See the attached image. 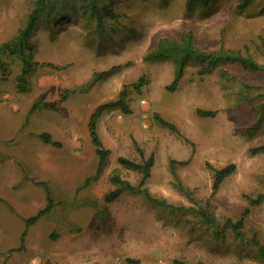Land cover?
<instances>
[{
	"label": "rangeland",
	"instance_id": "rangeland-1",
	"mask_svg": "<svg viewBox=\"0 0 264 264\" xmlns=\"http://www.w3.org/2000/svg\"><path fill=\"white\" fill-rule=\"evenodd\" d=\"M242 3L212 0L188 12L186 0H0V45L38 7L29 39L39 63L26 92L17 87V56L4 54L7 70H0V264H264L252 242L264 245V150H251L264 144V70L222 57L234 52L264 65V0ZM49 62L57 68L41 64ZM124 85L130 111L100 116L110 154L85 184L97 165L89 116ZM65 93L67 114L31 110ZM41 132L61 145L45 143ZM150 154L142 188L165 205L127 189L107 201L121 185L113 175L133 185L142 175L117 158L141 162ZM230 163L234 170L214 191L212 167ZM41 183L53 204L26 227L49 202ZM208 199L220 225L246 214L243 238L230 230L218 238L201 220L197 210ZM23 231L25 248L14 250Z\"/></svg>",
	"mask_w": 264,
	"mask_h": 264
},
{
	"label": "trees",
	"instance_id": "trees-1",
	"mask_svg": "<svg viewBox=\"0 0 264 264\" xmlns=\"http://www.w3.org/2000/svg\"><path fill=\"white\" fill-rule=\"evenodd\" d=\"M211 1L212 0H186V10L188 12H192L195 10L196 7H207ZM250 1L251 0H243V3L241 6H244V7L247 6ZM105 7L106 6H104V8ZM37 19H38V7H36L29 14L25 26L22 29H20L18 35L14 37L13 39H11L10 41L5 42L0 45V70L2 71V74H4V72L7 70V62L4 61L3 59L4 54L17 56L21 60V70L19 74L16 76V80H17V87L22 92H26L30 89L29 74L39 64L36 60L33 59L34 45L29 39L30 33L33 30L34 25L36 24ZM57 19H58V15H56V17L53 18V21H56ZM222 57L227 58L228 60L236 61L239 64H241L244 68H247V69L264 70V65L259 64L257 61H255L250 56H244V55L237 54L234 52H226L222 55ZM178 61H179V65L177 68L176 76L173 80V84L177 82V78L182 72V65H183L184 59L180 58L178 59ZM41 64L57 68L56 65L50 62L41 63ZM211 64H214V61H212ZM206 68H207L206 70L211 69V67H206ZM104 73L105 71L100 72V73H95L90 79L87 86L93 84L97 79L102 77ZM140 85H141L140 82H136L133 84V86L136 89H139ZM173 86L174 85H171V88ZM67 92H70V91H67ZM65 97H66V93L62 95V98L56 99L54 101H36L32 105L31 110H35L38 108H51L65 115L67 114V111L62 103ZM127 97H128V90H127V86L124 85L117 99L104 102L98 105L89 116L87 126H88L89 136L94 145L95 154L97 156V165H96L94 174L86 178L85 184H88L91 180H95L100 176L101 172L103 171V169L106 167L108 163V157L110 154V150L103 145L100 139L99 133L97 131L98 120L100 116L106 110L111 109V108H120L123 112H129L130 109L127 104ZM198 113L203 116H213L215 114V110L198 109ZM154 117L162 126L167 127L174 131L178 130L177 126L173 122H169L165 120L163 117L159 115V113H154ZM38 137L45 143H49L55 146L61 145V142L54 140L48 132H41L38 134ZM251 150L255 152L264 150V144L253 147ZM117 160L124 167L139 171L141 172L142 175H141V179L138 185H133L128 180L120 178L118 174L113 175L111 177V180L121 185L118 188L112 190L110 193L106 194L105 199L107 201H112L113 199L118 197L123 190L127 189L133 192H143L144 196L148 200L156 202L158 204L165 205V201L163 199H158L152 196L146 188L144 187L142 188V184L150 175L151 167L154 163L153 154H150L146 159H143L141 162H136V161L130 160L129 158H126L123 156H119ZM234 167L235 165L233 163L227 164L221 168L212 167L213 190L214 191L218 188L221 181L234 170ZM41 184L44 185V187L46 188L47 197H48L49 202L47 206L40 209L36 215H33L25 219L26 227L35 223L41 215L47 213L51 209V206L53 204L46 185L44 183H41ZM261 198L262 196L260 195L257 200L255 199L252 202H258L259 200H261ZM197 212L200 215V218L202 221H204L207 225L213 227L214 234L218 238L223 237L224 233L227 230H230L231 232H233L236 237L243 238L244 234H243L242 228L244 226V217L246 215L245 213L242 214L237 219L227 218L224 221V223L220 225L218 224L216 217L210 210L209 199L205 202L203 206H200ZM25 233L26 232L24 231L22 234V242L20 246L14 248V250H23L25 248V244H24ZM252 242H254V245L256 246L257 251L260 254V256L264 258V245L260 244L255 238L252 239ZM129 260L132 261L131 259ZM174 264H195V263H190V262H186L183 260L174 259Z\"/></svg>",
	"mask_w": 264,
	"mask_h": 264
},
{
	"label": "crops",
	"instance_id": "crops-1",
	"mask_svg": "<svg viewBox=\"0 0 264 264\" xmlns=\"http://www.w3.org/2000/svg\"><path fill=\"white\" fill-rule=\"evenodd\" d=\"M24 232V231H23ZM23 232H22V234H23Z\"/></svg>",
	"mask_w": 264,
	"mask_h": 264
}]
</instances>
